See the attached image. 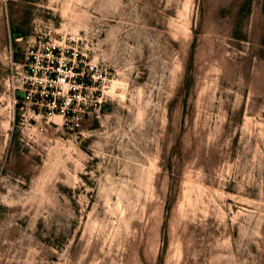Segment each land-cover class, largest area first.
I'll return each mask as SVG.
<instances>
[{
  "label": "rangeland",
  "instance_id": "rangeland-1",
  "mask_svg": "<svg viewBox=\"0 0 264 264\" xmlns=\"http://www.w3.org/2000/svg\"><path fill=\"white\" fill-rule=\"evenodd\" d=\"M40 41L80 127L14 102ZM0 264H264V0H0Z\"/></svg>",
  "mask_w": 264,
  "mask_h": 264
},
{
  "label": "built area",
  "instance_id": "built-area-1",
  "mask_svg": "<svg viewBox=\"0 0 264 264\" xmlns=\"http://www.w3.org/2000/svg\"><path fill=\"white\" fill-rule=\"evenodd\" d=\"M36 47L26 57L24 99L15 98V104L28 103L34 113L44 117L58 113L72 122V127H80L83 117L89 113L86 97L98 89L95 87L98 81L95 66L89 65L79 72V65L75 66L77 52L42 41ZM107 74L106 71V77Z\"/></svg>",
  "mask_w": 264,
  "mask_h": 264
}]
</instances>
